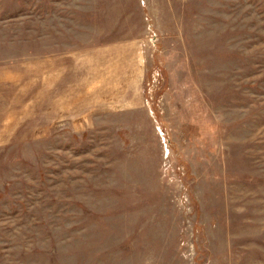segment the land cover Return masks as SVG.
Listing matches in <instances>:
<instances>
[{"label": "rangeland", "instance_id": "1", "mask_svg": "<svg viewBox=\"0 0 264 264\" xmlns=\"http://www.w3.org/2000/svg\"><path fill=\"white\" fill-rule=\"evenodd\" d=\"M0 264H264V0H0Z\"/></svg>", "mask_w": 264, "mask_h": 264}]
</instances>
